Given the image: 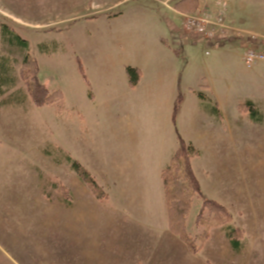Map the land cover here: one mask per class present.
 I'll use <instances>...</instances> for the list:
<instances>
[{
  "label": "crops",
  "instance_id": "0c3cea01",
  "mask_svg": "<svg viewBox=\"0 0 264 264\" xmlns=\"http://www.w3.org/2000/svg\"><path fill=\"white\" fill-rule=\"evenodd\" d=\"M222 2L227 4V21L233 30L241 33L239 36L232 34L227 39L208 45L204 39L185 31L184 16H215ZM120 14L123 16L124 12ZM154 16L149 24L134 14L128 17L131 20L130 31H125V34L111 33L116 42L133 40L137 58L135 61L122 58L118 62L121 63L118 86L112 85L107 78L115 66L101 64L99 79L101 82L106 80L102 83L105 85L103 91H88L90 104L95 106L90 107L92 115L86 113V117L87 120L94 119L98 126L95 137L98 136V142L95 139L91 144L100 166L97 174L92 175L66 151L63 152V160L48 155V148L42 147L37 151L38 159L45 163L44 167L49 168L52 159L54 166H69L80 180L69 178L72 196L69 203L64 204V215L61 213L65 229V256L63 259L56 256L51 259L40 255L43 245L39 236L41 231L44 234L49 231L51 213L56 211L5 210L0 211V264H264V209H235L234 221L211 231L200 251L193 254L171 233L161 177L177 150L178 132L201 152L192 161L201 189L200 172L207 174V165L202 166L198 162L210 152L220 159L222 183L228 181V176L231 181L234 180L236 189L246 193L252 210H255L250 189L258 191L264 184V172L260 171L264 165L261 158V153L264 155V98L255 92L251 93L255 97L245 98L259 110L262 120L257 122L249 117L248 112L241 111L242 100L233 99L226 91L222 95L211 89V98L220 113L211 114L207 111V101H203L198 92H203V87L213 88L215 83L212 79L207 80L205 74L193 77L187 71L190 67L188 60L184 61L179 51L184 48L188 54L202 43L206 55L208 51L221 54L229 49L232 54L238 53L243 61L245 40L253 35L260 41L252 44L264 49L261 42L264 40V0H162L154 10ZM109 17L118 19L120 15ZM157 25L161 26V31ZM128 66L136 67L140 72L138 84L134 87L129 82ZM250 76L251 82H264V62L255 65ZM179 95L182 96V103L174 117ZM22 101L4 100L0 102L4 105L0 108H7L5 111L9 108L22 110L18 116L21 120L20 117L24 119L30 110L35 109L29 101ZM32 127L37 135L42 131L38 124ZM105 132L111 135L110 144L106 146L102 145ZM13 133L16 136L18 130ZM3 135V129H0V138ZM0 145L6 146L1 141ZM5 150L0 153V160ZM28 151H31L29 146ZM66 156L92 175L106 194L105 198L96 200L99 198L91 186L79 177ZM10 165L8 160L0 161V199L24 189L36 200L37 208L39 204L41 206L39 201L43 186L38 170L42 166L37 163L23 166L22 161L17 164L22 169L18 177H14L15 173L9 171L12 168ZM24 167L33 170L26 172ZM80 194L89 200L79 203ZM259 196L264 198V190H260ZM226 226L242 231L236 247L227 236ZM103 230L106 233L104 238L101 235ZM87 235L91 238L88 239Z\"/></svg>",
  "mask_w": 264,
  "mask_h": 264
},
{
  "label": "rangeland",
  "instance_id": "374dc122",
  "mask_svg": "<svg viewBox=\"0 0 264 264\" xmlns=\"http://www.w3.org/2000/svg\"><path fill=\"white\" fill-rule=\"evenodd\" d=\"M160 2L162 0H0V39L5 25L11 32L26 40L29 47L25 49V52L36 61V66L34 65L32 70L39 82L49 91L61 93V101L58 103L43 107L33 104L22 77L23 57L17 51H8L6 48L5 42L16 41L12 39L13 36L0 40V56L8 57L13 75L12 85L3 89L4 93L0 95V102L9 101L13 98L12 96L18 94L20 100L24 99L26 103L29 101L35 108L30 110L24 119L20 117L21 120H18V116L22 110L9 108V111H5L7 108H0V129H3L4 132L0 141L6 144V146L0 145V153L6 149L0 161H9L12 167L9 168V171L15 173L14 177H18L17 175L22 169L17 167L18 163L23 161V166H29L32 163L39 164L42 168L38 170V174L41 186H43V194L39 201L42 204L41 206L39 204L38 208L36 200H33L34 198L23 189L17 193H9L6 199H0V211H26L27 209L56 211L51 213L52 224L49 231H46L45 234L44 231H41L39 236L41 245H43L41 257L52 259L56 256L63 259L65 256V229L61 213L64 215V204L69 203V197L72 196L69 178H74L76 173L66 165L54 166L52 159L51 168L49 165V168L44 167L45 163L38 159L37 151L42 147L48 148L52 156L61 160L64 159L63 152L66 151L92 175L97 174L100 166L92 151L94 145L91 144L95 139V142H98V136L95 138L98 126L94 119L87 120L86 117V113L92 115L89 110L91 106H95L90 104L88 91L91 90L92 93L96 90L103 91L105 85L102 83L106 80L101 82L99 79L98 71L101 64L115 66V69L113 68L108 73L107 78L110 79L112 85H120L121 63L118 62L122 58L135 61L137 58L134 51L135 42L129 41V39L125 42L122 40L113 41L111 33L125 34V31H130L129 22L131 20L128 17H132L134 14H138L142 20L151 24L152 16L155 18L154 10L159 7ZM156 3L159 4L156 5ZM120 12H124V15L122 16ZM116 14L120 15L118 19L109 17V15ZM153 25L156 26V23L153 22ZM157 27L159 31L162 30L160 25ZM54 43H57L59 47L56 51L53 50ZM8 48L11 49V46ZM179 52L184 61L188 60L190 67L187 71H190L193 77L197 74H205L207 80L212 79L215 83L213 88L211 86L201 88L209 98L212 95L211 89L222 93V95L226 91L233 96V99L243 102L246 101L245 98L255 97L251 94L254 92L261 94L260 97L264 98V82L259 84L251 82L250 71L254 66L248 68L238 53L237 55L236 53L232 54V50L226 49L221 54L210 51V55H206L202 43L194 50L188 51V54L184 48H181ZM111 59L114 60L113 63H111ZM187 71L186 73H188ZM98 102H100L99 98ZM213 102L215 101L213 100ZM0 106L4 105L0 104ZM37 124L42 128L38 135L32 127ZM17 130L16 136L13 135V132ZM110 140L111 135L105 132L102 137V145L110 144ZM28 146L31 148L30 152ZM22 156L24 157L22 158ZM261 158L264 160L263 153H261ZM198 163H201L202 166L207 165V174L199 171L204 197L224 205L231 213V220L226 224H231L234 221L233 211H236L237 208L243 211L264 209V198L259 196L260 190H264V184L260 185L258 191L250 189V193L254 196L252 200L255 203V210H252L253 207L251 208L246 193H241L236 189L237 185L234 180L231 181L228 176V181L222 183L218 156L215 157V154L207 152L199 158ZM29 169L33 170L31 167H24L26 172ZM260 171L264 172V165L260 167ZM232 175L234 176V174ZM95 178L98 179L96 176ZM75 179L79 180L78 177ZM81 185L87 187L83 182ZM87 189L90 188L87 187ZM245 189L246 187L243 185L244 192ZM85 200L89 199L80 194L79 203ZM203 202L204 198L195 197L187 215L186 228L191 237L200 236L205 229V227L197 225V217L202 211ZM207 220L210 221L208 215ZM213 224L215 222L209 228L207 240L211 231L225 225ZM104 232L103 230L101 233L103 238L106 234ZM171 233L179 238L174 231L171 230ZM239 235L241 236L242 233ZM87 238L90 239L91 236L87 235ZM33 239L36 241V237Z\"/></svg>",
  "mask_w": 264,
  "mask_h": 264
},
{
  "label": "trees",
  "instance_id": "16d2710c",
  "mask_svg": "<svg viewBox=\"0 0 264 264\" xmlns=\"http://www.w3.org/2000/svg\"><path fill=\"white\" fill-rule=\"evenodd\" d=\"M3 34L0 40L5 38H11L16 42H5L8 51H17L23 57V80L27 89V92L37 107H43L58 103L61 101V93L59 91L51 92L41 84L38 80L34 70L32 68L36 66V61L31 57L25 49H28L29 44L26 40L22 39L17 34L11 32L9 27H3ZM44 45V44H43ZM11 46V49L8 48ZM46 46V45H45ZM21 50H20V48ZM54 49L57 50V43L53 44ZM46 49L48 47L46 46ZM49 50V49H48ZM37 70V69H36ZM127 74L129 76V82L131 86H136L140 78L139 69L136 67L128 66ZM12 65L9 63V59L5 55L0 56V95L4 93L3 89H7L12 85ZM198 96L203 100L207 101V111L211 114L219 115V109L216 103L213 102L204 92L199 91ZM11 101L21 103L18 94L12 96ZM182 103V96L179 95L174 107V117L176 116ZM242 111L248 112L249 117L254 121H261L259 117V110L252 101H245L240 104ZM178 147L173 156L171 157L170 163L165 167L162 172V181L164 187V194L166 200V206L169 213V226L172 231L179 237V239L187 246L189 251L193 254H197L202 248L203 244L207 241L208 232L212 223L213 225H223L231 220V213L226 209L224 205L206 199L201 190L199 180L195 174L192 166L193 159L200 156L201 152L192 143L186 142L177 132ZM48 155L51 156V152L47 149ZM66 160L71 164L72 168L78 173L79 177L87 182L96 196L99 199L106 197L104 191L96 183L92 175L82 167L78 162L71 160L69 156H66ZM195 197L204 198L203 208L201 213L197 217V225L205 227L204 231L200 236L191 237L188 234L186 228L187 215L192 207V203ZM208 210V211H205ZM208 213V214H207ZM210 218V221L207 220ZM208 227V230H207ZM227 227V236L231 240L233 246H237L240 243L238 235L242 232L240 229H236L231 226ZM236 234V236H235Z\"/></svg>",
  "mask_w": 264,
  "mask_h": 264
},
{
  "label": "built area",
  "instance_id": "2783aa9c",
  "mask_svg": "<svg viewBox=\"0 0 264 264\" xmlns=\"http://www.w3.org/2000/svg\"><path fill=\"white\" fill-rule=\"evenodd\" d=\"M219 7L220 11L215 16H184L185 31L192 36L204 39L208 45H213L220 40L227 39L232 34L239 36L241 33L233 30L227 21V4L222 2ZM259 41L254 35L245 40L246 44L243 47L242 58L248 68L264 62V49H260L252 44ZM261 42L264 44V40H261ZM209 54L210 52L208 51L207 55Z\"/></svg>",
  "mask_w": 264,
  "mask_h": 264
}]
</instances>
